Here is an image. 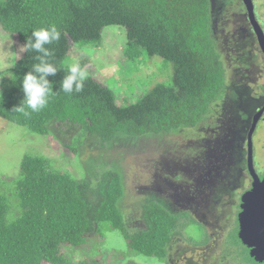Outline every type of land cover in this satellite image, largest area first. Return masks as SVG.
Wrapping results in <instances>:
<instances>
[{
    "label": "trees",
    "instance_id": "obj_1",
    "mask_svg": "<svg viewBox=\"0 0 264 264\" xmlns=\"http://www.w3.org/2000/svg\"><path fill=\"white\" fill-rule=\"evenodd\" d=\"M210 5L211 0H0L1 32L10 34L16 46L23 47L34 28L54 24L60 31V40L46 45L58 69L49 77L56 83L54 92L66 74L65 60L74 44H98L109 25L124 27L122 50L128 59L159 56L173 67L170 83L155 84L129 104L117 103L114 91L89 75L82 92L69 95L60 90L45 109L25 116L14 107L23 97L20 81L39 54L23 47L5 71L9 77L0 93V117L43 135L57 122L78 124L100 148L121 138L196 127L226 83ZM3 74L1 82L6 83ZM79 142L76 138L65 145L68 156L77 155ZM88 174L85 167V175L77 177L53 169L46 157L26 154L16 177L0 176V264H88L86 259L72 261L68 251L82 250L89 233L104 238L106 228L118 230L136 254L164 260L177 229L195 223L188 212H172L148 199L139 203L142 226L134 227L131 209L123 204L121 169L112 165L95 178ZM235 237L242 246L238 255L264 264L253 260L237 233Z\"/></svg>",
    "mask_w": 264,
    "mask_h": 264
},
{
    "label": "rangeland",
    "instance_id": "obj_2",
    "mask_svg": "<svg viewBox=\"0 0 264 264\" xmlns=\"http://www.w3.org/2000/svg\"><path fill=\"white\" fill-rule=\"evenodd\" d=\"M254 12L264 32V0H252ZM242 0H211L212 35L226 70V83L210 106L211 112L196 127L176 132L121 138L100 148L78 124L57 122L51 133L36 134L0 117V176L18 175L26 154L40 155L53 169L77 177L95 178L107 166H118L124 178L123 204L132 217L131 225L140 227L139 203L158 200L172 212L186 211L195 220L177 229L165 259L131 251L118 230L104 229V238L89 233L82 250L70 249L74 262L88 264H258L245 261L236 240L237 215L241 194L251 187L246 168V138L252 116L264 104V60L249 24ZM0 28V72L6 77L0 93L8 84L6 69L23 50L10 34ZM125 29L105 26L98 44H74L65 62L76 60L89 75L111 88L117 103L135 102L157 83H170L171 62L159 56L142 55L128 59L123 54ZM253 131L254 168L264 170V112ZM80 140L76 156L65 145ZM2 188V187H1ZM5 189V187H4ZM17 211L13 212L14 216ZM236 253V256H235Z\"/></svg>",
    "mask_w": 264,
    "mask_h": 264
},
{
    "label": "clouds",
    "instance_id": "obj_3",
    "mask_svg": "<svg viewBox=\"0 0 264 264\" xmlns=\"http://www.w3.org/2000/svg\"><path fill=\"white\" fill-rule=\"evenodd\" d=\"M60 38L61 33L54 24L48 27L34 28L31 35L27 36L23 47L39 55L35 57L37 62L31 65L30 70L23 75L20 81L23 97L20 103L14 107L15 111L29 116L31 113H37L45 109L50 98L60 90L69 95L73 92L80 93L83 91L89 73L76 60L65 62L66 74L60 80L58 90L53 91L56 83L50 81L49 77H55L58 69L49 59L54 55V52L46 45L59 41Z\"/></svg>",
    "mask_w": 264,
    "mask_h": 264
},
{
    "label": "water",
    "instance_id": "obj_4",
    "mask_svg": "<svg viewBox=\"0 0 264 264\" xmlns=\"http://www.w3.org/2000/svg\"><path fill=\"white\" fill-rule=\"evenodd\" d=\"M249 24L256 36L258 45L264 53V32L255 16L252 0H242ZM264 107L257 111L252 120V125L247 131V168L252 177L251 187L240 197L239 212L237 215V236L241 243L249 248V255L253 260L264 263V175L260 178L252 162V131Z\"/></svg>",
    "mask_w": 264,
    "mask_h": 264
},
{
    "label": "flooded vegetation",
    "instance_id": "obj_5",
    "mask_svg": "<svg viewBox=\"0 0 264 264\" xmlns=\"http://www.w3.org/2000/svg\"><path fill=\"white\" fill-rule=\"evenodd\" d=\"M263 55H264V53H263ZM263 60H264V56H263ZM262 93H263V95H264V85H262ZM264 107V104L259 108V110L261 109V108H263ZM258 110V111H259ZM262 112H264V109H263V111ZM262 114V113H261ZM254 116V115H253ZM253 116H252V120H253ZM252 120H251V123H250V126H249V128H248V131H249V129H250V127H251V125H252ZM260 120H262V116H260L259 118H258V120H257V122H256V124H255V127H254V130L253 131H255V129H256V126H257V124H258V122L260 121ZM252 131V132H253ZM248 133V132H247ZM254 133V132H253ZM253 133H252V135H253ZM246 142H247V138H246ZM252 162H253V153H252ZM254 164V163H253ZM253 167H254V165H253ZM246 168H247V145H246ZM255 169V168H254ZM247 171H248V168H247ZM255 171H256V175H258V177H262L263 175H264V170L263 171H261V172H259V171H257L256 169H255ZM248 173H249V171H248ZM249 175V174H248ZM251 177V176H250ZM251 184H252V177H251ZM250 188V187H249ZM248 188V189H249ZM247 189V190H248ZM246 191V190H245ZM244 191V192H245ZM243 192V193H244ZM242 193V194H243ZM241 194V195H242ZM241 197V196H240ZM240 204V203H239ZM239 210H240V208H239ZM239 212V211H238Z\"/></svg>",
    "mask_w": 264,
    "mask_h": 264
}]
</instances>
